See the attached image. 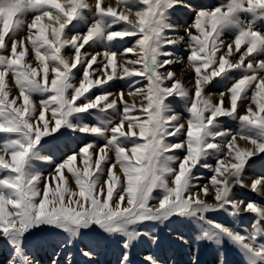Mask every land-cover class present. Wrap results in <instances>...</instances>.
<instances>
[{"label":"snow or ice","instance_id":"1","mask_svg":"<svg viewBox=\"0 0 264 264\" xmlns=\"http://www.w3.org/2000/svg\"><path fill=\"white\" fill-rule=\"evenodd\" d=\"M116 2L119 11L110 4L102 6V0H95L94 23L83 33L69 36L67 33L84 19L85 11L93 12L88 0H0V238L13 250L9 264H33L25 254L24 240L32 230L44 227L69 234L70 239L61 244V249L84 229L119 234L124 238V251L118 264H129L128 250L134 241L147 236L153 244L158 242L156 235L139 231L138 226L144 222L162 224L173 216L193 217L215 230L211 234L202 231L197 241L208 239L220 243L222 237L228 238L245 250L249 264H261L264 243L259 241L264 240V205L233 200L231 190L233 184L245 187L246 166L252 157L264 154V59L257 58L264 56V32L254 26L256 21H264V0H227L211 10L196 11L193 23L185 29L187 61L195 73L192 96L173 71H164L179 59L166 49L183 39L167 35L175 28L166 22V12L175 6L190 5L184 0ZM29 12L34 15L26 26L27 36L16 39L25 26L22 17ZM241 14H251L252 19L245 22ZM121 22L125 24L121 30H110ZM228 28L236 32L230 43L221 35ZM125 38H132L135 43L120 55L132 53L136 57L125 64L118 62L117 52L107 48L91 58L81 51L90 43ZM27 45L39 68L25 62L29 54ZM65 49L72 50L71 58L63 55ZM236 54L239 59L233 62ZM101 55L105 76L92 79L90 70L93 64L101 63L98 60ZM80 69L82 78L77 86L72 82L73 75L74 70ZM107 69H111L110 74ZM233 71L243 75L220 92L215 103L204 95L206 84L215 78H227ZM9 76L19 89L18 97L9 95L6 81ZM117 77L133 80L129 95L141 97L139 108L129 104L123 92L119 94V103L117 99H109L110 93L89 98L87 94L93 88H103ZM136 78L147 80V85L135 87L139 82ZM37 93L46 96L39 108L31 101ZM170 97L190 100L186 125L179 123L178 114L172 113ZM245 100H250V104L241 114L239 104ZM90 110L100 115L99 123L81 122L82 114ZM46 112L50 113L48 118ZM221 117L238 120V130L235 133L217 130ZM62 128L102 137L104 143L81 146L44 176L31 168L34 159H49L35 156L36 146L43 137ZM182 134L184 139L180 142H169V137ZM237 137L253 147L240 149ZM217 138L225 142L216 143ZM175 150H183V157L170 154ZM210 155L217 156L210 178L214 204L201 198V193L209 194L208 186L200 187L196 193L191 191L196 187L192 183L193 170ZM222 156L230 158L228 163ZM78 157L84 165L82 171L73 167ZM173 163L178 167H173ZM105 165H108L107 179L100 184ZM117 166L122 177L113 171ZM204 167L211 166L204 164ZM65 168L75 180L78 192L61 186L67 183ZM57 176L60 184L53 190L50 182ZM168 177L172 178L171 186ZM250 187L264 194V175L253 179ZM154 189L162 190L163 194L152 205ZM229 209L232 216L241 212L254 214L251 231L242 234L208 220L205 215ZM177 238L184 240L183 236ZM81 253L88 258L93 256L92 249H81ZM145 259L149 264H159L151 255ZM51 264H58V258ZM68 264H71L70 253ZM193 264H196L195 255Z\"/></svg>","mask_w":264,"mask_h":264},{"label":"rangeland","instance_id":"2","mask_svg":"<svg viewBox=\"0 0 264 264\" xmlns=\"http://www.w3.org/2000/svg\"><path fill=\"white\" fill-rule=\"evenodd\" d=\"M88 3L92 6L93 12L85 11L84 19L78 21L74 28L67 34L71 36L76 33H83L86 31L87 27L94 23L96 17L94 15L95 0H88ZM184 3L190 5L187 6H175L170 8L166 12L165 20L167 23L172 24L175 31H170L167 35L183 37L177 44L166 49V51H171L174 53V57L179 58L177 63L167 66L164 71L171 70L175 73L177 79H179L183 86L189 91V96L194 94L195 87V73L194 70L188 65L187 56L189 54L188 49V36L185 32L194 21L196 11L198 10H211L215 7L221 6L227 3V0H184ZM112 5L120 10L117 5L116 0H102V6ZM33 13H27L22 19L25 21V26L20 30L16 39L25 38L27 36V24L31 22L33 18ZM245 22L252 19L251 14H241L240 17ZM134 19V17H130ZM125 26L124 22L120 24L113 25L110 30L119 31ZM256 30L264 32V21H256L254 24ZM195 31L194 29L192 30ZM236 32L233 28L225 29L222 32V38L226 43L232 42ZM135 40L132 38H125L123 40L116 39L111 42L108 41H98L95 44L86 45L81 51L87 54L88 58L92 55L98 53L102 54L105 49L117 52V60L120 64H125L126 61L135 59L134 54L129 53L127 55L121 56L120 53L124 51L125 48L132 47ZM24 58L25 62L30 63L33 67L39 68L38 61L35 60L34 54L30 52ZM7 54V53H3ZM72 50L65 49L63 55L66 58L72 57ZM223 54V52L221 53ZM29 56V58H28ZM33 56V57H31ZM258 59H264V56L257 57ZM239 59V54H236L233 62ZM98 60L101 63L93 64L91 71V78L95 79L100 77L101 79L105 76V71L103 70V57L98 56ZM82 69L79 71L74 70L73 83L78 86L80 79L82 78ZM110 74L111 69H107ZM243 75L240 71H233L227 78H215L209 84L204 86V95L210 97L215 103L219 98V93L226 91L230 87L231 83L236 79H239ZM135 84L137 88H143L147 85V80H139ZM8 87L10 88V97H18L19 89L16 87L14 80L6 77ZM133 84V80L125 78H115L109 81L103 88H93L89 94V98H94L95 95L102 93H110L109 99H117L119 103V94L123 92L124 99L129 104H135L137 108L140 106L141 97L129 95V85ZM166 85L170 86V83L166 81ZM254 87V86H253ZM134 90V89H133ZM15 93V94H14ZM251 89L248 91V96L251 97ZM13 95V96H11ZM46 96L42 94H33L31 99L37 108H39V103ZM22 103V101H18ZM83 102V98H81ZM172 113L178 114L181 119L179 123L185 124L187 122L189 113L186 111L187 106L190 105V100L186 102L184 99L179 97H170L168 101ZM250 100H245L242 104H239V112L243 114L246 108L249 106ZM254 108L255 105H252ZM122 111V106H121ZM46 118L50 116V113L46 112ZM38 115V112H37ZM111 115V114H110ZM101 117L95 110H90V113L82 114L81 122L89 125H94L99 123ZM118 120V117H114ZM219 127L217 130H230L235 133L239 128V121L231 117H221L218 120ZM2 139V135H0ZM170 143L180 142L184 139L183 134L180 137H169ZM230 139V137L228 138ZM242 139L237 137V146L240 149L244 147L240 146ZM216 143L223 144L220 138H217ZM245 142V140H244ZM95 144L100 146L104 143L102 137H98L92 134H85L79 132H72L67 128H62L56 133H52L50 136H45L41 139L40 143L36 146L34 155L39 157H48L49 159H34L31 164V168L38 170L43 173L44 176L54 171L56 164L61 163L66 159L67 155L72 154L74 151H78L79 148L85 144ZM253 147V146H252ZM247 149V147H245ZM92 150H90L91 152ZM227 151V149H225ZM182 158L184 155L183 150H175L170 153ZM46 155V156H45ZM225 163H228L229 157L222 156ZM114 159V157H113ZM216 155H210L205 157L193 170L194 179L192 183L196 187L192 188V193L199 191L200 187L208 186L209 194L205 196L201 193V198L205 199L208 203H215L214 200V189L211 187V176L213 174L212 169L216 166ZM75 162L78 165H75ZM204 164L210 165L211 167L206 168ZM108 165H105V173L101 176L99 183L103 184L105 179H107L106 169ZM173 167H178L177 164L173 163ZM73 167L83 169L84 165L79 160L73 162ZM66 175L67 183L61 185L62 187H73V191L78 192L75 184V180L71 179V173L65 168L63 170ZM115 173V172H114ZM2 175V173H0ZM122 177V173L118 174ZM264 175V154H257L251 158V162L246 166L243 173V180L245 187H241L239 184H233L231 190V198L233 200H243L253 201L264 205V194L254 192L251 190V181L260 176ZM169 185L171 186L172 178L168 177ZM53 183V184H52ZM69 183V185H68ZM55 184V185H54ZM59 177L57 176L55 181L50 182V188L55 189L56 185H59ZM43 185H41V188ZM162 190H153V200L150 204L155 205L158 203V199L162 196ZM118 199V197H117ZM114 206V205H113ZM228 211L216 210L207 212L205 215L208 220H214L226 227L233 228L240 231L242 234L245 231H251L252 224L254 223L255 216L251 213L241 212L237 216H232ZM138 230L142 232H149L158 237V242L153 244L149 237L144 236L133 242V246L129 249V264H149L145 257L148 255L153 256L159 261V264H193V255L196 256V264H249L248 254L244 249L236 245L234 242L228 238H221L220 243L214 241H209L208 239H201L197 241L196 237L201 234L202 231L207 230L210 234L215 231L210 225L199 222L193 217H180L173 216L169 220L160 224L157 222H144L142 225L138 226ZM183 236L184 240L181 241L177 237ZM70 239L68 233L63 232L59 229L51 228H41L38 230H32L31 235L26 234V239L24 240L25 254L33 261V264H51L54 258H58V264H68L69 253L71 254V264H118L119 260L122 258V243L123 237L119 234H103L98 229H84L81 230L79 235L71 238V244L61 249V244L67 242ZM259 242L264 243V240ZM81 249L88 250L92 249L93 256L88 258L82 255ZM12 249L8 243L0 238V264H9L12 259ZM261 264H264V258H260Z\"/></svg>","mask_w":264,"mask_h":264},{"label":"bare ground","instance_id":"3","mask_svg":"<svg viewBox=\"0 0 264 264\" xmlns=\"http://www.w3.org/2000/svg\"><path fill=\"white\" fill-rule=\"evenodd\" d=\"M28 55V54H27ZM31 57H33V56H31ZM28 58H29V56H28ZM35 58V57H34ZM27 63H28V61H27ZM35 64V63H34ZM34 64H33V66H34ZM39 66V65H38ZM8 82V81H7ZM15 94V93H14ZM11 96H13V95H11ZM31 101L32 102H34L32 99H31ZM20 103V102H19ZM47 115V114H46ZM243 141V142H242ZM241 142L242 143H240V146L241 147H244V149H245V147H247V148H251L252 147V145L248 142V141H245L244 142V140H242ZM46 156V155H45ZM80 160V159H79ZM75 165H78V163L77 162H75ZM78 168V167H77ZM113 171L118 175V174H120V169H119V167L117 166V167H115L114 169H113ZM51 173V172H50ZM66 176V175H65ZM106 180V179H105ZM53 184V183H52ZM55 185V184H54ZM68 185H69V183H68ZM57 186V185H56ZM71 187V186H70ZM72 189H73V187H72Z\"/></svg>","mask_w":264,"mask_h":264}]
</instances>
